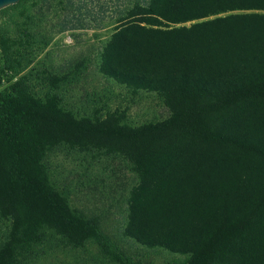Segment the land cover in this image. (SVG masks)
<instances>
[{
	"label": "trees",
	"instance_id": "obj_1",
	"mask_svg": "<svg viewBox=\"0 0 264 264\" xmlns=\"http://www.w3.org/2000/svg\"><path fill=\"white\" fill-rule=\"evenodd\" d=\"M113 14L99 72L156 94L169 116L130 127L116 112L80 115L11 75L0 89V216L11 222L0 264H27L48 234L73 247L102 239L98 217L54 182L57 150L128 164L124 235L136 243L185 264H264V0H147ZM3 58L8 76L17 61Z\"/></svg>",
	"mask_w": 264,
	"mask_h": 264
},
{
	"label": "rangeland",
	"instance_id": "obj_2",
	"mask_svg": "<svg viewBox=\"0 0 264 264\" xmlns=\"http://www.w3.org/2000/svg\"><path fill=\"white\" fill-rule=\"evenodd\" d=\"M147 0H23L0 10V89L8 78L24 77L32 93L59 95L80 115L116 112L122 123L138 127L168 118L169 111L154 93L134 92L99 72L100 57L111 34L105 27L114 11ZM73 9V10H72ZM190 23L184 25L188 26ZM179 26V25H176ZM30 31L33 37L26 34ZM48 41L47 44L44 43ZM4 43L8 46L5 53ZM15 58L7 75L5 55ZM12 61V60H10ZM67 83L57 81L66 76ZM53 84L54 87H53ZM53 180L75 208L99 219L102 239L73 247L48 234L27 264H185L189 255L148 248L124 235L128 197L136 178L128 164L115 156L92 159L74 151L57 150L48 159ZM11 222L0 216V246Z\"/></svg>",
	"mask_w": 264,
	"mask_h": 264
},
{
	"label": "water",
	"instance_id": "obj_3",
	"mask_svg": "<svg viewBox=\"0 0 264 264\" xmlns=\"http://www.w3.org/2000/svg\"><path fill=\"white\" fill-rule=\"evenodd\" d=\"M19 1L21 0H0V10L11 5H15Z\"/></svg>",
	"mask_w": 264,
	"mask_h": 264
}]
</instances>
